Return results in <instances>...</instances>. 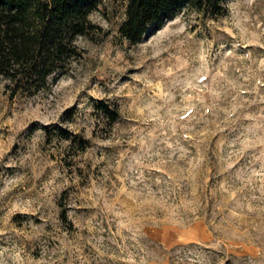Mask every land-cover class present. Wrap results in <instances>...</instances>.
I'll return each mask as SVG.
<instances>
[{
  "label": "rangeland",
  "instance_id": "obj_1",
  "mask_svg": "<svg viewBox=\"0 0 264 264\" xmlns=\"http://www.w3.org/2000/svg\"><path fill=\"white\" fill-rule=\"evenodd\" d=\"M222 7L132 45L105 0L47 90L0 79V264H264V0Z\"/></svg>",
  "mask_w": 264,
  "mask_h": 264
},
{
  "label": "trees",
  "instance_id": "obj_2",
  "mask_svg": "<svg viewBox=\"0 0 264 264\" xmlns=\"http://www.w3.org/2000/svg\"><path fill=\"white\" fill-rule=\"evenodd\" d=\"M105 0H0V79L8 83L11 97L35 96L49 88L53 77L68 73L81 58L78 40L100 29L90 16ZM125 4V17L119 33L132 45L139 44L151 30H158L185 10L214 17L225 15L224 0H119ZM104 118L114 124L115 108L100 101ZM71 146L88 148L84 138L72 139ZM77 138H79L77 140Z\"/></svg>",
  "mask_w": 264,
  "mask_h": 264
}]
</instances>
